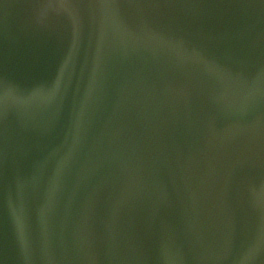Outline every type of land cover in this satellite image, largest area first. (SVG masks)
Returning <instances> with one entry per match:
<instances>
[{
  "label": "water",
  "instance_id": "1",
  "mask_svg": "<svg viewBox=\"0 0 264 264\" xmlns=\"http://www.w3.org/2000/svg\"><path fill=\"white\" fill-rule=\"evenodd\" d=\"M0 264H264V0H0Z\"/></svg>",
  "mask_w": 264,
  "mask_h": 264
}]
</instances>
